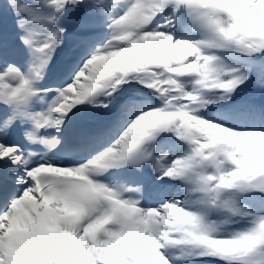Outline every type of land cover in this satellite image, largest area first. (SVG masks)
I'll use <instances>...</instances> for the list:
<instances>
[{"label":"snow or ice","instance_id":"6c2138e0","mask_svg":"<svg viewBox=\"0 0 264 264\" xmlns=\"http://www.w3.org/2000/svg\"><path fill=\"white\" fill-rule=\"evenodd\" d=\"M0 264H264V0H0Z\"/></svg>","mask_w":264,"mask_h":264}]
</instances>
